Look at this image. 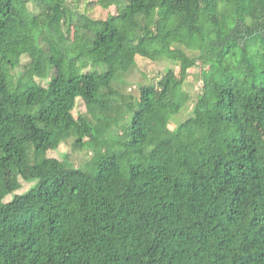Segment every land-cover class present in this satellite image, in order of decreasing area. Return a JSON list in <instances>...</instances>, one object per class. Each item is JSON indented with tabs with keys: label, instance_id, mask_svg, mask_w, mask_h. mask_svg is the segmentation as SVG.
Instances as JSON below:
<instances>
[{
	"label": "trees",
	"instance_id": "16d2710c",
	"mask_svg": "<svg viewBox=\"0 0 264 264\" xmlns=\"http://www.w3.org/2000/svg\"><path fill=\"white\" fill-rule=\"evenodd\" d=\"M0 264H264V0H0Z\"/></svg>",
	"mask_w": 264,
	"mask_h": 264
},
{
	"label": "rangeland",
	"instance_id": "374dc122",
	"mask_svg": "<svg viewBox=\"0 0 264 264\" xmlns=\"http://www.w3.org/2000/svg\"><path fill=\"white\" fill-rule=\"evenodd\" d=\"M80 6V5H79ZM83 9V8H82ZM116 12V8L114 6H111L109 9L105 10L100 8L99 6L93 10L92 16L94 18L97 17H106L107 15H114ZM74 35L73 32L69 34V39H73ZM22 50L14 51V54H12L13 59L16 61L20 60V53ZM174 59H176V62H168L166 60L164 61H152L147 58L143 57H137V64L138 67L134 69L130 75V87H129V93L136 94L138 92V87L141 83H148L150 81H157L160 77V73L166 72V70L171 67L174 69V75L177 77L180 76V73L182 74V65H184L183 56L179 53L171 54ZM22 63L26 62V59L24 56L21 58ZM45 71V68L43 67L42 70L38 73L39 75H43ZM200 67H193L190 70V74L185 82L184 88L187 89L193 97L196 96L197 92L199 91V88L201 86V82L199 80L200 78ZM85 111V106L82 100H79L77 102L76 110L74 111V114L77 116L80 112ZM190 113L187 112V110H183L180 114H177L171 119V122L169 123L168 127L165 129L160 130L154 137L153 140L155 142L159 141L162 137H165L169 134H171L178 126L180 122L186 119V117H189ZM91 153H94L92 149L90 148ZM86 150H72V143L66 142L63 143L58 150H55L54 152L50 153V156L62 158L65 153H70L71 159H74V164L76 166L81 165L82 163H85L89 160L90 154H88ZM31 178V177H30ZM36 181L34 180H23L21 179L22 185L18 188H12L11 192L7 195L5 198V201H9L13 198L16 194H22L27 192L31 189V187L34 186Z\"/></svg>",
	"mask_w": 264,
	"mask_h": 264
}]
</instances>
